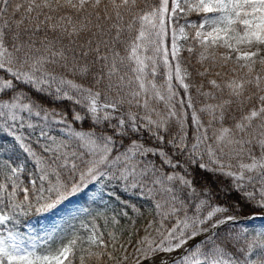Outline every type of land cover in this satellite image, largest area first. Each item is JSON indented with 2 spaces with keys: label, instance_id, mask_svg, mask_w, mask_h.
I'll return each mask as SVG.
<instances>
[{
  "label": "snow or ice",
  "instance_id": "1",
  "mask_svg": "<svg viewBox=\"0 0 264 264\" xmlns=\"http://www.w3.org/2000/svg\"><path fill=\"white\" fill-rule=\"evenodd\" d=\"M145 261L264 264V0H0V264Z\"/></svg>",
  "mask_w": 264,
  "mask_h": 264
},
{
  "label": "rangeland",
  "instance_id": "2",
  "mask_svg": "<svg viewBox=\"0 0 264 264\" xmlns=\"http://www.w3.org/2000/svg\"><path fill=\"white\" fill-rule=\"evenodd\" d=\"M50 220L48 219H39V221H37L36 219H32L30 220L29 224L26 226L25 231H27L28 229H30L33 225H35V230L36 232H39L41 234H43L47 228L50 226ZM261 224L260 220L255 221V225L256 227H259ZM145 264H147V261H145Z\"/></svg>",
  "mask_w": 264,
  "mask_h": 264
},
{
  "label": "trees",
  "instance_id": "3",
  "mask_svg": "<svg viewBox=\"0 0 264 264\" xmlns=\"http://www.w3.org/2000/svg\"><path fill=\"white\" fill-rule=\"evenodd\" d=\"M32 220V219H31ZM144 224V220L139 221V225L142 227V225ZM101 225L103 226V220H101ZM125 235L127 236V233H125Z\"/></svg>",
  "mask_w": 264,
  "mask_h": 264
}]
</instances>
